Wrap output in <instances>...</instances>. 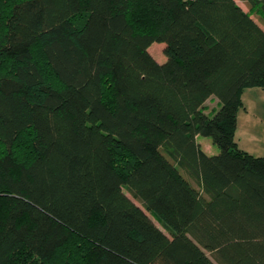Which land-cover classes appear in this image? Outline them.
Returning a JSON list of instances; mask_svg holds the SVG:
<instances>
[{"label": "trees", "instance_id": "16d2710c", "mask_svg": "<svg viewBox=\"0 0 264 264\" xmlns=\"http://www.w3.org/2000/svg\"><path fill=\"white\" fill-rule=\"evenodd\" d=\"M255 87L235 0H0V264H264V157L235 140Z\"/></svg>", "mask_w": 264, "mask_h": 264}, {"label": "rangeland", "instance_id": "374dc122", "mask_svg": "<svg viewBox=\"0 0 264 264\" xmlns=\"http://www.w3.org/2000/svg\"><path fill=\"white\" fill-rule=\"evenodd\" d=\"M235 1L244 11L250 12L251 17L264 29V19L258 8H251L248 0ZM164 47L163 43H153L148 49L159 63L166 61V56L163 52ZM242 99L243 106L238 109L237 113L238 129L235 140L241 149L251 155L264 157V89L259 87L248 88L245 90ZM206 103L204 112L209 117H212L214 112L221 106V103H219L215 96L209 98ZM197 141L209 155L218 154L220 151L218 146L214 145L209 137L198 136ZM126 193L131 197L127 191ZM135 202L139 204L137 201ZM206 254L214 260L211 253L206 251Z\"/></svg>", "mask_w": 264, "mask_h": 264}, {"label": "crops", "instance_id": "0c3cea01", "mask_svg": "<svg viewBox=\"0 0 264 264\" xmlns=\"http://www.w3.org/2000/svg\"><path fill=\"white\" fill-rule=\"evenodd\" d=\"M211 98V97H210ZM205 105H207V103H205ZM237 129H238V122H237ZM237 132V131H236Z\"/></svg>", "mask_w": 264, "mask_h": 264}]
</instances>
